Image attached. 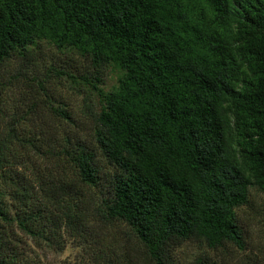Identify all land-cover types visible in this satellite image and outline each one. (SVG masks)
Returning <instances> with one entry per match:
<instances>
[{
  "label": "trees",
  "instance_id": "obj_1",
  "mask_svg": "<svg viewBox=\"0 0 264 264\" xmlns=\"http://www.w3.org/2000/svg\"><path fill=\"white\" fill-rule=\"evenodd\" d=\"M41 43L67 59L12 74L26 108L0 84V264H264V0H0V68Z\"/></svg>",
  "mask_w": 264,
  "mask_h": 264
},
{
  "label": "rangeland",
  "instance_id": "obj_2",
  "mask_svg": "<svg viewBox=\"0 0 264 264\" xmlns=\"http://www.w3.org/2000/svg\"><path fill=\"white\" fill-rule=\"evenodd\" d=\"M66 55L63 52L55 49L51 44L41 43L39 50H36L30 57H15L10 59L3 67L0 68V84H4L1 88V95H3L4 107H6L7 112L11 113L13 111H18L19 113L26 108L24 99L26 94L31 92L36 96L35 91L37 86H31L28 80H23L24 78H19L15 80L12 77V74L19 69H26L28 73L34 71L37 76L43 78V72L48 70V67L57 68L60 67L61 63L66 61ZM27 65L28 67H25ZM60 65V66H59ZM69 70V69H67ZM63 80L60 77H55L52 74L49 78H44L48 80L44 82V85L57 97L70 106L73 105L77 110L82 105L83 94L79 89L72 83H70L65 76L63 75ZM65 79V80H64ZM103 85L105 89L109 88L116 80V71L113 69L105 70V73L102 77ZM61 82V83H59ZM40 92V90H37ZM58 94V95H57ZM91 101L94 102L95 108H97L96 97L91 96ZM252 207H244L242 210L245 212V223L250 225L251 231L250 234L257 237L260 229L263 227V205H264V195L262 194H252L250 197ZM264 228V227H263ZM196 246H188L182 249L180 252V257L186 259L190 257ZM41 261L43 264H63L68 257H71L74 254V249L65 248L62 251L56 252L50 249L39 251Z\"/></svg>",
  "mask_w": 264,
  "mask_h": 264
}]
</instances>
